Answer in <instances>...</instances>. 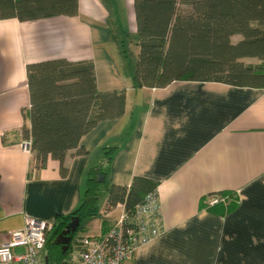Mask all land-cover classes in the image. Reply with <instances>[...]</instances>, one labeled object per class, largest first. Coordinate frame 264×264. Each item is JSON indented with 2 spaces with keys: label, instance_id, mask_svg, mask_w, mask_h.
Segmentation results:
<instances>
[{
  "label": "crops",
  "instance_id": "crops-1",
  "mask_svg": "<svg viewBox=\"0 0 264 264\" xmlns=\"http://www.w3.org/2000/svg\"><path fill=\"white\" fill-rule=\"evenodd\" d=\"M133 1L78 0L74 17L0 20V246L27 218L54 224L50 237L80 203L88 169L99 166L108 174L103 220L82 221V236L102 237L122 216L120 204L105 210L108 184L134 176L158 183L161 230L126 264H264V88L175 81L134 90L115 37L136 38ZM52 58L91 60L98 90H124L126 99L122 116L81 138L86 153L67 152L65 176L57 160L38 167L23 145L26 65ZM106 147H117L110 163ZM220 191L237 197L223 215L202 207Z\"/></svg>",
  "mask_w": 264,
  "mask_h": 264
},
{
  "label": "trees",
  "instance_id": "trees-1",
  "mask_svg": "<svg viewBox=\"0 0 264 264\" xmlns=\"http://www.w3.org/2000/svg\"><path fill=\"white\" fill-rule=\"evenodd\" d=\"M138 53L130 68L131 87L163 88L175 81L219 82L236 87L264 88V0H134ZM78 14V0H0V20L19 22ZM124 33L121 46H125ZM235 37H239L235 39ZM121 52V50H120ZM122 54H126L122 50ZM126 56V55H125ZM245 58L257 62H245ZM29 107L23 111L27 123L22 135L38 167L48 158L57 160L60 174L69 150L86 153L81 138L100 121L125 113L124 90L99 91L91 60L52 58L26 65ZM117 147L104 148L110 163ZM107 172L99 167L87 171L86 187L78 206L62 216L48 237L45 264H65L71 249L55 243L57 235L72 217L80 224L99 215V201ZM158 183L134 176L129 185L108 184L105 210L123 206L126 224L133 220L137 206L150 195L157 196ZM211 196L226 199L202 207L223 215L237 205L230 191Z\"/></svg>",
  "mask_w": 264,
  "mask_h": 264
},
{
  "label": "built area",
  "instance_id": "built-area-1",
  "mask_svg": "<svg viewBox=\"0 0 264 264\" xmlns=\"http://www.w3.org/2000/svg\"><path fill=\"white\" fill-rule=\"evenodd\" d=\"M29 149L30 141H24ZM224 198L211 196L207 205ZM124 213L102 237L80 236L71 241V249L65 264H126L137 247L155 237L161 230V213L156 195L146 197L137 206L133 220L125 222ZM54 224L38 218H27L23 227L11 231L0 246V264H45L44 250ZM20 251L16 252L15 250Z\"/></svg>",
  "mask_w": 264,
  "mask_h": 264
},
{
  "label": "rangeland",
  "instance_id": "rangeland-1",
  "mask_svg": "<svg viewBox=\"0 0 264 264\" xmlns=\"http://www.w3.org/2000/svg\"><path fill=\"white\" fill-rule=\"evenodd\" d=\"M105 1L106 0H104V2ZM107 1L109 3L110 2L112 3V0H107ZM113 1L115 2V6L118 7V5H120L119 0H113ZM115 37H116V40H118V46L117 47L119 48V50H121V52H122V50H125V52H126V54H125L126 56L121 53V58L124 61V68L126 69L127 72H129L130 71V68L131 67H134V65H135V61H136V57H137V53H138V46L136 45L137 38H135L131 34H127V36L124 38L125 39L124 40L125 41V46L123 48L121 46V43H120V40L121 39L118 36V32H117V34H116ZM103 203H104V199L102 198L101 199V202H100V208L102 207ZM103 215H104V213H103ZM102 218H103V216H101V217L98 216L96 220H98V221L103 220ZM86 220L87 219H84L83 220V223H82L83 225H84V223H85ZM85 234H87V230L86 229L77 232L74 237L77 238V237L82 236V235H85Z\"/></svg>",
  "mask_w": 264,
  "mask_h": 264
},
{
  "label": "water",
  "instance_id": "water-1",
  "mask_svg": "<svg viewBox=\"0 0 264 264\" xmlns=\"http://www.w3.org/2000/svg\"><path fill=\"white\" fill-rule=\"evenodd\" d=\"M79 224V218L74 216L71 218L70 222L66 225V227L57 235L55 243L60 244L62 246L63 251L68 248V245L72 240L71 235L76 232Z\"/></svg>",
  "mask_w": 264,
  "mask_h": 264
}]
</instances>
